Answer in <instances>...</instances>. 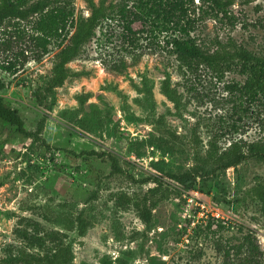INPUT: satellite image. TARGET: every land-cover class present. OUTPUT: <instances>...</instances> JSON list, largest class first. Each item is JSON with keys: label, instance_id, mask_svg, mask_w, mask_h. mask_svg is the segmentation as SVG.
<instances>
[{"label": "rangeland", "instance_id": "1", "mask_svg": "<svg viewBox=\"0 0 264 264\" xmlns=\"http://www.w3.org/2000/svg\"><path fill=\"white\" fill-rule=\"evenodd\" d=\"M71 1L76 15H90L87 0ZM191 7L198 43L208 48L233 39L264 56V0H234L233 20L203 15L199 0ZM35 19L0 25V42H6L0 45V78L7 84L0 95L29 131H36L47 113L39 140L0 122V263L10 248L12 255L19 249L43 253L53 245L47 233L58 230L72 247L70 264H224L222 250L248 233L264 264V212L247 194L264 182V161L250 159L200 180L204 212L189 200L185 208L177 196L179 184L158 171L180 173L198 163L215 167L264 146V76H259L264 65L228 60L186 77L163 48L167 32L136 25L137 40L130 44L122 25L109 22L97 28L82 57L67 65L78 76L42 104L34 88L52 75L67 41H53L41 61L33 59ZM168 75L176 102L163 92ZM170 131L178 138L166 153L147 144ZM110 153L123 173L112 172ZM155 176L170 194L152 209L147 226L133 207L117 205L116 194L143 198L155 183L142 180ZM216 213L225 217L224 228L206 226V214ZM77 216L90 221L83 235L67 229Z\"/></svg>", "mask_w": 264, "mask_h": 264}, {"label": "trees", "instance_id": "2", "mask_svg": "<svg viewBox=\"0 0 264 264\" xmlns=\"http://www.w3.org/2000/svg\"><path fill=\"white\" fill-rule=\"evenodd\" d=\"M199 1L203 15L221 21L235 19L234 16L230 15V8L234 4V0ZM194 3L195 0H119L116 3L108 0H87L91 13L86 17L82 13L76 15L75 6L71 0H37L34 2L30 0H0V25L4 24L7 19L26 20L35 15L31 42L35 52L33 59L37 61H41L48 54L49 45L53 41H67L63 43L64 45L57 53V62L52 69V75L48 79L42 80L43 85L34 88V96L42 104L49 95L56 97L57 89L62 87L69 78L78 76L79 73H73L67 65L82 57L86 46L96 35L97 28L109 22L122 25L124 29L123 38L130 44H134L137 40V32L134 28L136 25L149 26L153 31L159 29L167 32L169 37L163 48L175 56L180 73L186 77L197 75L204 66L228 60L264 65L263 55L238 44L233 39L226 42L217 40L213 43L214 47L208 48L198 43L196 37L192 35V30L198 20L191 17L189 13V9L192 8L191 4ZM22 36L20 33V37ZM5 44L6 42H0V45ZM123 47L126 48L124 45ZM1 65L5 66L4 64ZM14 67L13 63H8L6 66L12 72H14ZM259 76H264V74L259 73ZM6 85V82L0 78V90L4 89ZM163 92L170 101L176 102L178 100L177 89L171 87L169 75L163 81ZM49 109L51 108L49 107ZM46 119L47 113L42 116L36 131L27 130L24 119L15 109L6 105L4 98L0 95V122L5 126L12 127L13 131L22 136L41 139L40 134L44 130ZM232 127H236V125ZM169 138L172 139V142L169 141ZM177 138L175 132L170 131L169 137L153 136L147 140V144L164 154L168 149L174 148V141ZM89 154L105 155V153L96 151ZM110 159L112 172L123 173L124 169L120 166L114 153H110ZM250 159L263 162L264 146L240 153L215 167H205L198 163L192 169L180 173L170 171L164 173V168H160L158 171L179 184L177 196L182 199L185 206L186 199L183 196V190L196 189L201 191L205 186L202 182L216 172L225 171ZM132 178L134 179V177ZM149 180H152L155 185L147 190L143 198L133 197L125 192L116 194L117 205L123 208L133 207L139 218L147 226L152 222V209L170 194L169 188L163 186L160 176H155L153 179L146 178L142 182L146 183ZM247 194L257 200L261 211L264 212V182L260 181L254 184L247 190ZM191 221L190 217L184 221V233L182 234H185ZM224 223H226L225 220L209 218L206 221V226L212 228L217 225L219 228H224ZM89 226L90 221L88 219L77 216L76 219L68 221L67 229L70 231L77 229L78 233L83 235ZM46 236L53 245L43 253L36 254L27 252L25 249H19L15 255H12L10 248L8 250L10 255L0 264H70L74 259V254L72 247L64 242L65 233L56 230L48 232ZM221 249L222 246L219 245L218 250ZM259 249L260 247L255 244L253 235L248 233L240 242L222 250L224 251L223 263L260 264Z\"/></svg>", "mask_w": 264, "mask_h": 264}, {"label": "built area", "instance_id": "3", "mask_svg": "<svg viewBox=\"0 0 264 264\" xmlns=\"http://www.w3.org/2000/svg\"><path fill=\"white\" fill-rule=\"evenodd\" d=\"M202 195L204 196L206 194L200 190H196V189H185V190H183V196L186 199L185 208H187L186 206H187V202L189 200L188 205L190 204V202H195V205L198 206L197 208L199 210L201 209L203 212L206 211V210H204V208H206V204H205L206 202L201 198ZM206 216H207L206 217L207 220L209 218H217V219L221 218L222 220H225V217L218 215V213L213 214V215H211V214L207 215L206 214Z\"/></svg>", "mask_w": 264, "mask_h": 264}]
</instances>
